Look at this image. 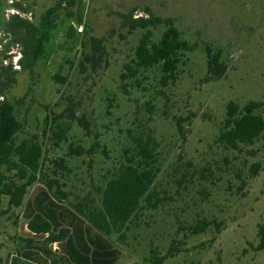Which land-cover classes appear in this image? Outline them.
<instances>
[{
  "label": "rangeland",
  "instance_id": "obj_1",
  "mask_svg": "<svg viewBox=\"0 0 264 264\" xmlns=\"http://www.w3.org/2000/svg\"><path fill=\"white\" fill-rule=\"evenodd\" d=\"M62 1L31 72L19 63L21 44L0 26V62L16 71L0 97L13 105L21 124L15 144L37 142L44 155L42 174L23 205L8 209L7 198L1 200L0 210L7 211L0 214V264H72L58 242L29 231L27 201L46 190L45 180L56 178L64 193L60 207L72 210L71 203L83 197L98 202L99 189L147 136L156 146L159 173L151 200L141 202L119 238L111 237L116 264H148L155 255H165L163 264H264V249H256L257 225L264 221V131L240 150L215 141L229 101L242 106L263 100L264 0ZM58 3L0 0L5 20L18 13L33 24ZM148 12L171 18L182 37L196 44L167 87L158 84L154 69L136 80L120 79L143 32L126 34L123 18ZM161 30L152 28L153 40ZM89 36L102 39V51L93 67L83 68L79 61L91 51ZM205 43L220 50L226 65L218 80L205 79ZM259 112L264 117V105ZM46 117L56 119L51 131ZM175 117L184 119L182 134ZM59 127L64 132L56 144L52 131ZM60 159L63 167L53 164ZM201 221L210 225L193 234Z\"/></svg>",
  "mask_w": 264,
  "mask_h": 264
},
{
  "label": "trees",
  "instance_id": "obj_2",
  "mask_svg": "<svg viewBox=\"0 0 264 264\" xmlns=\"http://www.w3.org/2000/svg\"><path fill=\"white\" fill-rule=\"evenodd\" d=\"M62 2L59 0L58 5L48 8L37 24L31 23L18 13L11 15L8 20L2 18L1 27L12 37L13 43L22 46L19 60L22 69L31 72L43 54L44 45L55 28L56 6H60ZM74 2L75 0H66L68 5ZM14 7L27 11V8L17 3H14ZM122 25L126 34H132L137 29L143 32L134 48L133 56L123 66L120 79L136 80L143 72L154 69L159 75L158 84L161 87L174 84L178 79L179 65L185 62L186 53L192 51L196 44L182 37L171 18L155 16L151 12L146 16L129 13L124 16ZM159 26H162L160 36L153 40L152 28ZM68 30L73 28L69 26ZM102 43V39L89 36L91 51L79 61L83 68L87 63L93 67L101 54ZM204 51L205 79L211 81L222 78L226 65L221 61L220 50H214L205 43ZM15 72L11 63L0 62V97H3L4 90L15 81ZM60 80L65 82L64 77ZM263 105L264 94L263 100H250L242 106L235 101H229L215 141L230 150H240L241 146L252 145L264 131V117L259 112ZM13 110L14 107L8 100H0V203L6 197L8 209L23 205L28 188L42 174L44 161L42 144L29 141L15 144L14 136L21 124ZM174 119L182 134L184 119ZM55 120L53 117H46L48 131L52 130ZM63 132L61 127L57 132L52 131L56 144L61 140ZM155 148L154 141L148 136L145 140L136 141L130 156L115 168L99 189V201L83 197L71 203L72 210L58 204L59 197H63L64 193L57 179L45 180L46 190L41 189L31 202L26 203L29 231L47 235L48 242H58L63 255L72 264H116L118 253L112 246L111 237L118 234L119 238L136 216L141 202H149L153 197V183L159 173ZM125 152L128 154L129 150ZM61 162L63 159H60V163L53 164L63 167ZM6 211L0 210V214ZM63 218H68L67 225H62ZM209 225V222L201 221L194 225L192 232L199 234ZM257 238L256 249H264V221L257 225ZM27 255L31 256L29 253ZM165 258V255H155L148 260V264H163ZM13 264L33 263L13 261Z\"/></svg>",
  "mask_w": 264,
  "mask_h": 264
},
{
  "label": "flooded vegetation",
  "instance_id": "obj_3",
  "mask_svg": "<svg viewBox=\"0 0 264 264\" xmlns=\"http://www.w3.org/2000/svg\"><path fill=\"white\" fill-rule=\"evenodd\" d=\"M13 6H14V3H13ZM3 11L1 9V4H0V26H1V21H2V18H3Z\"/></svg>",
  "mask_w": 264,
  "mask_h": 264
}]
</instances>
